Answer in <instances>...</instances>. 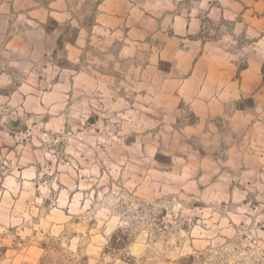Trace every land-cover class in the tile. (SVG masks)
<instances>
[{
    "label": "clouds",
    "instance_id": "obj_1",
    "mask_svg": "<svg viewBox=\"0 0 264 264\" xmlns=\"http://www.w3.org/2000/svg\"><path fill=\"white\" fill-rule=\"evenodd\" d=\"M217 2L192 0L175 31L179 0H125L121 39L138 21L144 35L120 54L92 59L87 35L54 62L55 48L23 35L0 49V264H26L32 243L55 244L65 264L85 249L123 264L103 255L114 237L130 264H264V0ZM29 6L26 31L57 40L78 7ZM205 12L227 23L209 30L196 21ZM205 40L220 57L211 77ZM216 118L227 136L209 128Z\"/></svg>",
    "mask_w": 264,
    "mask_h": 264
},
{
    "label": "rangeland",
    "instance_id": "obj_2",
    "mask_svg": "<svg viewBox=\"0 0 264 264\" xmlns=\"http://www.w3.org/2000/svg\"><path fill=\"white\" fill-rule=\"evenodd\" d=\"M78 5L76 9V14L73 17L72 21H66L61 25H57V28L54 31H59L60 36L57 40L53 34H49L47 37L43 36L40 33L34 31H26V25L19 17L28 15L31 19V14L36 10L29 6V0H0V49L8 42L13 41L23 35V38L26 41L31 42L34 47V50H50L55 48V52L51 57H45L46 60L54 62L57 55L63 56H72L75 57L78 47L82 44H85V37L87 35V49L88 53L91 54L92 59L97 58L98 50L100 48L105 49L106 54L114 55L120 54L125 51H130V48L127 46L130 44L138 43L137 37H143L144 32L142 30V24L138 21L133 26L125 24L123 27V39H121V30L119 24L122 18L126 19L128 16L127 7L125 0H96V3H93V0H83L81 3L80 0H76ZM192 7V0H179V3L176 5L175 9V20L173 27L175 31H180L184 27V21L182 19V14L185 10L190 11ZM212 8H220L217 0H212L209 11ZM169 15L168 11L165 10L161 13L162 18L166 22L167 16ZM76 16H82L83 19L76 20ZM261 17H253L254 21L260 20ZM196 21L200 25H205L209 30L218 29L220 25L226 24L227 22L223 19V16H220V20L217 23L208 12L202 13L197 16ZM73 22L79 24L78 28L73 27ZM193 22L189 20V27H191ZM113 25L112 34L108 35L103 32V26ZM101 28V32H97V29ZM154 37H149L153 39ZM174 42V41H173ZM184 43H189V41H184ZM200 41H195L193 47H199ZM204 49L208 52V66L207 72L209 77H211L216 69L212 67V62L220 61V57L214 54L215 44L212 40H205L203 44ZM180 55V54H178ZM203 58V56H202ZM50 65H45L49 67ZM199 62L197 63V68H199ZM3 70V69H0ZM8 71H13L8 69ZM56 68L52 67V72H55ZM42 80L43 77H38ZM242 82V85H241ZM244 82V85H243ZM240 86L242 89H245V74L241 73ZM251 81H249L248 87H253ZM94 123L95 121H90ZM11 127L15 131L19 128V121H12ZM209 128L214 132H219L222 136H227V127L219 119H213L209 122ZM26 130V127L24 128ZM14 131L10 134H14ZM4 147L9 149V152L12 149L8 145ZM206 163H211V161H206ZM254 203H256L254 201ZM55 223L53 227H55ZM264 230V229H262ZM116 246V247H113ZM123 247V244H117L115 237L113 238L112 243L103 249V255L107 261L109 256H115L117 259L123 262V264H130V258L124 255H120V249ZM14 251V250H13ZM7 252V250H6ZM25 249L21 248V253H24ZM19 256V254H17ZM58 249L55 244L51 245L41 243L39 246H36L35 243L30 244L26 249V255L24 259L26 264H65L64 260H57ZM93 253L88 249H85L80 261L77 264H94V261L91 259ZM195 260V257H189L187 260L180 258L177 261V264H192V261Z\"/></svg>",
    "mask_w": 264,
    "mask_h": 264
},
{
    "label": "crops",
    "instance_id": "obj_3",
    "mask_svg": "<svg viewBox=\"0 0 264 264\" xmlns=\"http://www.w3.org/2000/svg\"><path fill=\"white\" fill-rule=\"evenodd\" d=\"M232 83L235 84V81H232ZM241 85H242V82H241ZM243 85H244V82H243ZM248 86H249V84H248Z\"/></svg>",
    "mask_w": 264,
    "mask_h": 264
},
{
    "label": "trees",
    "instance_id": "obj_4",
    "mask_svg": "<svg viewBox=\"0 0 264 264\" xmlns=\"http://www.w3.org/2000/svg\"><path fill=\"white\" fill-rule=\"evenodd\" d=\"M113 247H116V246H113Z\"/></svg>",
    "mask_w": 264,
    "mask_h": 264
}]
</instances>
